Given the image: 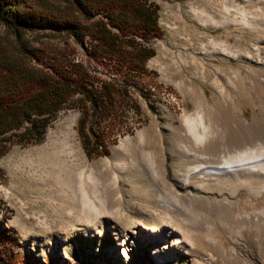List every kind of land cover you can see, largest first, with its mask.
Here are the masks:
<instances>
[{
	"label": "rangeland",
	"instance_id": "obj_1",
	"mask_svg": "<svg viewBox=\"0 0 264 264\" xmlns=\"http://www.w3.org/2000/svg\"><path fill=\"white\" fill-rule=\"evenodd\" d=\"M19 1L66 8L65 0ZM145 1L157 7L162 34L143 42L154 56L110 137L108 124L96 128L108 155L87 154L74 106L39 143L13 136L27 125L7 135L0 223L21 264L27 255L42 264H123L122 248L132 264H264L263 184L196 173L199 160L221 165L264 153V0ZM24 49L85 65L96 88L114 77L68 34L28 33L21 42L0 23V53L45 66ZM161 229L184 241L156 254L136 247Z\"/></svg>",
	"mask_w": 264,
	"mask_h": 264
},
{
	"label": "trees",
	"instance_id": "obj_2",
	"mask_svg": "<svg viewBox=\"0 0 264 264\" xmlns=\"http://www.w3.org/2000/svg\"><path fill=\"white\" fill-rule=\"evenodd\" d=\"M65 1V9L50 11L25 8L19 0H0V23L21 42L28 33L68 34L86 45L89 58L110 69L114 77L96 88L90 69L62 54L45 58L39 51L24 49L26 58L45 65L32 68L0 53V159L7 150L8 134L27 125L13 136L25 145L39 143L49 124L70 106L82 113L78 133L87 154L108 155L96 128L108 124L103 131L110 137L118 111L128 103L130 91L154 56L143 42L162 34L156 6L145 0ZM15 244L13 233L0 223V264L22 263L14 253ZM24 260L42 264L32 255Z\"/></svg>",
	"mask_w": 264,
	"mask_h": 264
},
{
	"label": "bare ground",
	"instance_id": "obj_3",
	"mask_svg": "<svg viewBox=\"0 0 264 264\" xmlns=\"http://www.w3.org/2000/svg\"><path fill=\"white\" fill-rule=\"evenodd\" d=\"M195 137L201 143L203 142L202 137ZM199 161L205 166L197 170L196 173L203 177L219 176L228 179L231 182L243 185L256 184L255 180H257V182L260 181V183L263 184L262 190L264 191V153L245 156L237 160L225 162L221 165L220 160L203 159ZM131 239L132 238L128 234H125L124 240ZM143 239H145V241ZM143 239V241H134L136 247L138 248L144 243L151 250V254L158 253L159 249L163 250L168 247V245L175 247L178 243L184 241V238L179 233L175 231H167L165 229L159 230L156 235H150ZM158 240L161 242L160 245L157 244V242H159ZM123 246L124 245H122V247ZM121 251L123 264H132L133 256L129 255L125 248H122Z\"/></svg>",
	"mask_w": 264,
	"mask_h": 264
}]
</instances>
